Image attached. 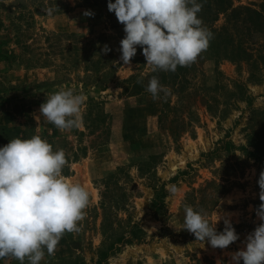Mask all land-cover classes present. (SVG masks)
Returning <instances> with one entry per match:
<instances>
[{
  "label": "rangeland",
  "instance_id": "1",
  "mask_svg": "<svg viewBox=\"0 0 264 264\" xmlns=\"http://www.w3.org/2000/svg\"><path fill=\"white\" fill-rule=\"evenodd\" d=\"M59 1L71 9L43 11ZM78 2L0 0V53L15 55L0 60V147L40 135L54 151H65L63 175L91 194L80 232L66 233L55 255L46 253L40 264H231L230 254L245 247L260 223L264 24L253 30L244 9L260 10L264 0H231L240 18L230 28L252 57L256 50L263 56L225 58L224 44L216 46L213 38L197 62L181 69L178 84H172L175 72L153 73L139 46L131 65H124L119 48L125 33L110 18L115 14L105 8L87 17L83 12L93 8ZM24 9L32 14L28 22L16 19ZM10 20L22 25L24 46L8 39L16 31ZM225 23L220 14L213 27ZM105 46L111 51L105 53ZM152 76L170 90L167 98L154 101L146 91ZM61 87L86 96L79 129L61 132L42 118L37 125L40 105ZM169 185L178 187L175 195ZM185 205L202 210L218 232L229 218L239 240L223 250L196 240L183 229ZM103 219L116 230L112 235L129 237L134 223L143 233L99 262ZM6 261L19 264L7 258L0 264Z\"/></svg>",
  "mask_w": 264,
  "mask_h": 264
},
{
  "label": "clouds",
  "instance_id": "2",
  "mask_svg": "<svg viewBox=\"0 0 264 264\" xmlns=\"http://www.w3.org/2000/svg\"><path fill=\"white\" fill-rule=\"evenodd\" d=\"M202 7L197 0H108V11L115 14L125 33L120 41V61L130 66L139 46L153 73L191 66L213 39L198 16ZM55 10L48 7L43 11L52 15ZM83 15L91 17L94 13L85 10ZM109 51L105 46L104 52ZM146 91L154 101L171 94L157 76L149 80ZM85 102L84 94L61 87L47 94L40 105L37 125L42 118L61 132L79 129ZM68 163L65 151H54L40 135L13 138L0 147V260L40 264L46 253L55 255L66 233L80 232L91 194L81 183L63 175ZM257 183L261 203L255 214L260 223L247 235L245 247L230 254L231 264L241 260L243 264H264V170ZM167 190L175 195L178 187L169 185ZM184 212L183 229L213 249H227L240 238L227 217L223 218V231L218 232L202 210L185 205Z\"/></svg>",
  "mask_w": 264,
  "mask_h": 264
},
{
  "label": "trees",
  "instance_id": "3",
  "mask_svg": "<svg viewBox=\"0 0 264 264\" xmlns=\"http://www.w3.org/2000/svg\"><path fill=\"white\" fill-rule=\"evenodd\" d=\"M112 2H115V0H112ZM198 3H201L203 5L202 11L200 14H204L203 17H199L202 19L203 24L212 32L213 38L216 39L215 45L218 44H224L223 45V51H224V57L228 59H234L235 57L240 59H250L255 57H261V53L256 50V56H254V53L252 51H248L241 43L240 37L238 39H234L233 34L230 32V28L232 26H235L238 22V19L240 18L239 10L231 8V0H197ZM108 0H80V2L77 3L78 7H84V5L89 6L93 8L92 12L102 11L103 9H107L106 12L110 13L107 8ZM11 4L8 6V11L11 13H14L11 11ZM58 7V8H57ZM55 11L58 13L67 12L71 9L69 3L66 1H59L57 5L55 6ZM248 13V20L253 23V26L256 29L253 30H261L260 26L264 24V3L261 4V9H251L249 7H245L244 9ZM220 14H224L226 23L222 25L220 28H214L213 22L217 20L218 16ZM31 13L28 9H24L19 12V14L16 16V19L18 18H25L27 19L26 22H28V16L31 17ZM110 18H115L117 21L116 16H112ZM104 20L109 21V17L103 18ZM0 24H3L2 19L0 17ZM14 25L13 30H16L15 33L11 36H8V39H13V41L21 46H24V40L21 38V34L23 33L22 25L19 23L12 22V20L9 21L8 25ZM28 25V24H27ZM5 32V31H4ZM7 34V33H6ZM7 39V40H8ZM236 40V41H235ZM220 50H216V52H219ZM15 58L13 50H9L7 54H1L0 53V60L5 59L8 60L11 58ZM264 62V58L262 59ZM257 67L256 63H254ZM264 64V63H263ZM185 67H179L175 71V73H170L172 84H178V82L183 81V75L184 72H181V69ZM227 146L232 147L233 144L231 142H226ZM261 148V163L264 164V145L260 147ZM82 150V149H81ZM83 151V150H82ZM76 158V157H75ZM111 222H107L105 219L101 222V230L102 235L105 236L106 240L103 242L102 246L98 249V258L99 262L104 261L109 255H112L116 251L119 250V244H125V243H131L133 238H137L139 240L140 234L143 233V230L137 226V224L130 225V236L126 237V235H123L121 233L120 235H112V231L116 230H109ZM112 226V224H111Z\"/></svg>",
  "mask_w": 264,
  "mask_h": 264
}]
</instances>
